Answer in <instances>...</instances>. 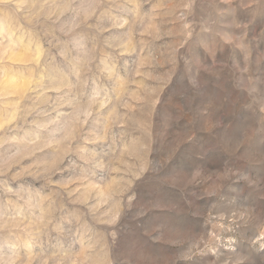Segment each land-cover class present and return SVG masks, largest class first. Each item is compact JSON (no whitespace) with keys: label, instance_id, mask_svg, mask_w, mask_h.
<instances>
[{"label":"rangeland","instance_id":"rangeland-1","mask_svg":"<svg viewBox=\"0 0 264 264\" xmlns=\"http://www.w3.org/2000/svg\"><path fill=\"white\" fill-rule=\"evenodd\" d=\"M0 264H264V0H0Z\"/></svg>","mask_w":264,"mask_h":264},{"label":"clouds","instance_id":"clouds-1","mask_svg":"<svg viewBox=\"0 0 264 264\" xmlns=\"http://www.w3.org/2000/svg\"><path fill=\"white\" fill-rule=\"evenodd\" d=\"M189 7H191V6H189ZM255 16H256V14H251V18H249L246 23L244 21H241V25L240 26L246 27L247 24H250L252 22V19H254ZM130 98L132 100H135L136 99L135 93H132Z\"/></svg>","mask_w":264,"mask_h":264}]
</instances>
